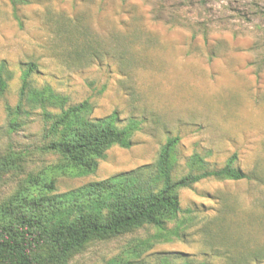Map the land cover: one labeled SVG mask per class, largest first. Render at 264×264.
<instances>
[{
  "label": "rangeland",
  "instance_id": "1",
  "mask_svg": "<svg viewBox=\"0 0 264 264\" xmlns=\"http://www.w3.org/2000/svg\"><path fill=\"white\" fill-rule=\"evenodd\" d=\"M27 88L21 99L30 65ZM0 207L143 169L179 138L172 179L236 155L250 179L208 178L179 189L181 212L88 242L69 264H264V0H0ZM49 88L89 119L117 114L130 132L94 173L77 175L48 151L49 116L32 94ZM18 107H20L18 109Z\"/></svg>",
  "mask_w": 264,
  "mask_h": 264
},
{
  "label": "trees",
  "instance_id": "2",
  "mask_svg": "<svg viewBox=\"0 0 264 264\" xmlns=\"http://www.w3.org/2000/svg\"><path fill=\"white\" fill-rule=\"evenodd\" d=\"M30 65L24 77L21 99L27 88ZM6 82L0 69V94ZM42 108L61 110L49 116L52 140L48 151L62 157L63 168L77 175L95 172L97 161L112 146H128L133 130L118 127L116 113L89 119L91 105L83 102L65 109L67 99L49 88L32 94ZM20 107H18L19 109ZM179 138H170L162 147L153 171L133 170L88 183L78 189L54 194L53 183H36L42 193L36 197L17 195L0 207V264H69L88 242L118 237L145 225L164 228L181 212L177 191L201 180L240 181L250 179L234 169L233 155L218 170H209L203 158L194 154L188 165L195 173L173 181L172 157ZM132 264V263H125Z\"/></svg>",
  "mask_w": 264,
  "mask_h": 264
}]
</instances>
